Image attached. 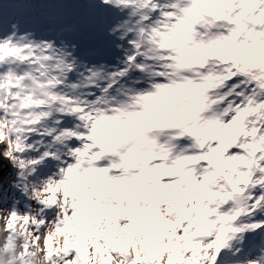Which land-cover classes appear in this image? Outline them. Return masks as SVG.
<instances>
[{
    "label": "clouds",
    "instance_id": "9594fccd",
    "mask_svg": "<svg viewBox=\"0 0 264 264\" xmlns=\"http://www.w3.org/2000/svg\"><path fill=\"white\" fill-rule=\"evenodd\" d=\"M0 152V264H264V0H0Z\"/></svg>",
    "mask_w": 264,
    "mask_h": 264
},
{
    "label": "trees",
    "instance_id": "16d2710c",
    "mask_svg": "<svg viewBox=\"0 0 264 264\" xmlns=\"http://www.w3.org/2000/svg\"><path fill=\"white\" fill-rule=\"evenodd\" d=\"M11 171L10 161L3 156V153L0 152V179L7 183L8 174Z\"/></svg>",
    "mask_w": 264,
    "mask_h": 264
},
{
    "label": "rangeland",
    "instance_id": "374dc122",
    "mask_svg": "<svg viewBox=\"0 0 264 264\" xmlns=\"http://www.w3.org/2000/svg\"><path fill=\"white\" fill-rule=\"evenodd\" d=\"M45 26H47V25H45ZM82 37H85V38H86V36H85V35H82V36H81V38H82Z\"/></svg>",
    "mask_w": 264,
    "mask_h": 264
}]
</instances>
